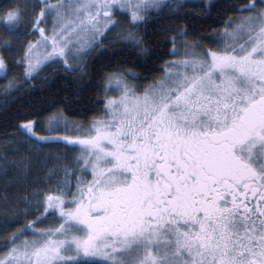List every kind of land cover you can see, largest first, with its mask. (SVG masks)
Wrapping results in <instances>:
<instances>
[{
  "label": "snow or ice",
  "instance_id": "snow-or-ice-1",
  "mask_svg": "<svg viewBox=\"0 0 264 264\" xmlns=\"http://www.w3.org/2000/svg\"><path fill=\"white\" fill-rule=\"evenodd\" d=\"M188 7L18 0L0 21V75L22 69L6 98L32 87L46 62L85 72L110 35L109 58L147 57L141 26ZM227 10L210 35L195 20L166 35L178 58L160 75L102 73L103 108L87 126L55 108L5 136L0 177L20 191L0 197V264H264V0ZM37 167L54 192L23 186Z\"/></svg>",
  "mask_w": 264,
  "mask_h": 264
},
{
  "label": "trees",
  "instance_id": "trees-1",
  "mask_svg": "<svg viewBox=\"0 0 264 264\" xmlns=\"http://www.w3.org/2000/svg\"><path fill=\"white\" fill-rule=\"evenodd\" d=\"M18 0H0V21L4 12L10 9ZM169 3L174 0H168ZM189 5L187 9L181 10L175 16H170L167 9L160 13H153L149 23L141 26V33L144 34L149 55L143 56L135 49H127L120 56L109 58L111 52V35L105 40V46L109 52L98 50L87 57V67L85 72L76 70L77 67L68 69L62 66L46 65L35 74L32 87L24 92H14L10 90L7 94L4 85L13 75L20 77L22 69L19 67L11 68L7 77L0 75V152L4 150L5 136L16 135V126L26 119H36L38 114L47 115L55 108L61 109L71 120L87 125L94 116L101 114L103 108L102 91H98L101 84L102 73L113 71L116 66L123 65L131 68L142 78L150 79L152 75H160V69L165 61L172 60L170 55L171 44L167 42L165 36L174 34L173 30L195 20V30L204 35H210L213 30H222L224 20L232 15L227 10L228 5L248 3L249 0H184ZM198 6V7H197ZM207 7V11L201 9ZM193 8L196 9L193 12ZM146 29V31H145ZM191 31V24H189ZM31 35H29L28 39ZM191 39V36L189 37ZM179 42V39H178ZM210 47L214 45L209 40L203 41ZM121 48L117 46V51ZM16 55H19L17 49ZM140 82L146 83V80ZM55 106V107H53ZM9 159H13L14 153L8 151ZM43 171L37 167L29 177V182L23 185L33 190L41 188L43 182ZM37 177L40 180L36 183ZM20 191L19 187L5 186L4 178L0 177V197L5 195L12 197ZM2 203V201H0ZM32 217H28L31 219ZM50 219H53L50 217ZM3 234L0 233V244H2ZM4 251L0 247V253Z\"/></svg>",
  "mask_w": 264,
  "mask_h": 264
},
{
  "label": "rangeland",
  "instance_id": "rangeland-1",
  "mask_svg": "<svg viewBox=\"0 0 264 264\" xmlns=\"http://www.w3.org/2000/svg\"><path fill=\"white\" fill-rule=\"evenodd\" d=\"M46 34H47V29H46ZM30 38H32V37H30ZM37 38H39L38 36H37ZM177 47L179 48V42H178V44H177ZM180 51H183L182 49H180ZM176 58H178V57H172V59H176ZM69 63L70 64H72V68H74V67H77V63L78 62H76V61H73V60H69ZM46 65H52V66H62V67H65V68H68V66L67 65H64V64H62V63H49V62H46L44 65H42V68L44 67V66H46ZM35 75V74H34ZM111 95H115L116 93H110ZM88 125V124H87ZM87 125H85V126H87ZM45 177L43 176V178L40 180V181H42L43 182V185H42V189L45 191V192H48V191H53L54 192V190H55V183L53 182V183H46L45 182ZM38 181H36V183H37ZM58 194V193H57Z\"/></svg>",
  "mask_w": 264,
  "mask_h": 264
}]
</instances>
